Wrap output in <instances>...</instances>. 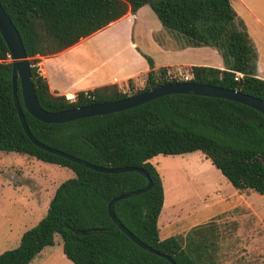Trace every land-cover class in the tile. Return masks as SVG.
<instances>
[{
	"label": "trees",
	"instance_id": "16d2710c",
	"mask_svg": "<svg viewBox=\"0 0 264 264\" xmlns=\"http://www.w3.org/2000/svg\"><path fill=\"white\" fill-rule=\"evenodd\" d=\"M18 30L30 64L35 96L47 111H61L117 100L129 94L117 84L78 91L74 100L53 94L38 70L36 56L53 55L148 5L161 25L182 35L186 46L214 47L224 68L191 66L188 80L167 67L149 71L139 93L159 84L192 81L241 91L264 100V80L256 76L257 52L243 20L230 0H0ZM242 77L234 79L235 73ZM134 83L128 81V87ZM133 93V94H134ZM17 94L26 124L39 142L101 167L142 168L152 185L144 193L116 201V218L141 242L176 264H213V227H192L161 238L158 217L165 188L150 159L200 151L238 190L264 195V116L231 100L195 94H169L104 115L66 123H45L27 112ZM132 94V93H131ZM0 151L16 152L70 169L45 215L25 230L18 246L0 253V264H29L54 236L74 264H171L149 252L120 230L108 213V202L142 188L136 171L106 173L85 167L36 146L25 133L12 99L11 62L0 34ZM202 228V229H201ZM212 257V256H211Z\"/></svg>",
	"mask_w": 264,
	"mask_h": 264
},
{
	"label": "rangeland",
	"instance_id": "374dc122",
	"mask_svg": "<svg viewBox=\"0 0 264 264\" xmlns=\"http://www.w3.org/2000/svg\"><path fill=\"white\" fill-rule=\"evenodd\" d=\"M142 10L137 17L130 16L111 30L128 31L130 24L132 29L136 30L137 25L144 32L150 31L149 27L155 28L153 20L158 21L149 6ZM165 30L175 34L176 41L184 40L182 35ZM105 36L100 35L102 39ZM112 44L113 57L121 56L120 40ZM201 52L209 66L217 67V61L222 63L215 48H202ZM101 54L106 60L112 57L105 49ZM159 58L154 57L156 63H161ZM134 64L136 73L143 71L140 61ZM171 72L177 74L175 70ZM144 85L142 80L134 83L133 88L128 85L119 88L130 95ZM150 161L165 188L160 225L164 222V226L179 229L182 235L192 227L212 226L213 264H264V195L235 189L200 151L173 156L160 154ZM73 176L68 168L26 154L0 151V253L18 246L20 235L44 216L57 186ZM48 250L53 252L52 264H71L61 257L59 235L54 236V245ZM32 260L29 264H36Z\"/></svg>",
	"mask_w": 264,
	"mask_h": 264
},
{
	"label": "crops",
	"instance_id": "0c3cea01",
	"mask_svg": "<svg viewBox=\"0 0 264 264\" xmlns=\"http://www.w3.org/2000/svg\"><path fill=\"white\" fill-rule=\"evenodd\" d=\"M230 4L243 20L255 46L257 52L256 76L264 80V0H230ZM145 6L138 8L134 13L128 11L118 20L82 38L61 52L47 56H36L39 73L45 77L49 90L53 94L74 99L78 91L93 89L107 84H117L119 87H123L128 85L129 79L133 83L144 81L149 71L146 56L152 59L155 69L162 66L167 67L169 71H181L183 69L188 75L190 74L189 68L191 66H209V63L203 61L206 59L201 56V49L214 47H190L185 45L183 39L176 41L175 34L165 30L166 28L161 25L158 19V23L153 20V27L155 28L151 29L149 27L150 31L144 32L137 25L136 30H134L131 27L132 24H130L128 31L118 32L111 30L114 25L122 23L128 17H137L138 13L145 9ZM103 33L106 36L102 39L100 35ZM156 34L158 38H155ZM94 38L97 39L95 40L96 42ZM116 40H120L122 45L120 49L121 56L117 54L116 57H113L114 49L112 45L115 44L112 43ZM103 49L112 53V57H109V60L102 56ZM155 56L160 57L161 63H156ZM137 61H140L143 67V71L140 73L135 72L134 63ZM217 67L223 69V61L222 63L217 61ZM161 217L160 214L157 222L160 233L164 231L163 235L161 234V238L181 232L179 229L171 230L170 225L164 226V222H162L163 225H160ZM52 246L44 247L33 258L32 262L36 261V264H52L50 259L53 252L48 250ZM61 257L66 262L74 264L64 255L63 251Z\"/></svg>",
	"mask_w": 264,
	"mask_h": 264
},
{
	"label": "water",
	"instance_id": "95a60500",
	"mask_svg": "<svg viewBox=\"0 0 264 264\" xmlns=\"http://www.w3.org/2000/svg\"><path fill=\"white\" fill-rule=\"evenodd\" d=\"M0 34L3 37L8 47V58L9 61L11 62V83H12L13 103L15 105L22 128L24 129L25 133L30 138V140L36 146L42 149L63 156L71 161H74L78 164H81L85 167L91 168L99 172L121 173L126 171H136L142 174L147 180L146 185L136 190H131L128 192L121 193L118 196L112 198L108 202V206H107L108 213L111 219L113 220V222L116 224V226L120 230H122L134 243H136L141 248L149 252H153L155 254L164 256L167 260L171 262V264H176L169 256L160 254L158 251L152 249L150 246L141 242L123 224H121V222L116 218L113 212V205L116 201L125 200L149 190V188L152 185V181L149 175L142 168L134 167V166L116 167V168L96 166L85 160H82L78 157H75L59 149L45 145L39 142L38 140H36L32 136L25 121L23 110L20 105L17 94L18 85L21 91L22 102L27 112L31 114L34 118L45 123H66V122L74 121L76 119L117 112L128 108H132L134 106L154 100L160 96H165L169 94H195L200 96L223 98L253 108L264 116V100L249 94L242 93L241 91L223 88L220 86H214L210 84H198L192 81H175V82L159 84L151 89L139 93L130 94L126 97L113 101L87 104L61 111H47L40 106L35 96L30 64L27 59V55L20 34L16 29V27L14 26V24L12 23L9 16L7 15V13L5 12L1 3H0Z\"/></svg>",
	"mask_w": 264,
	"mask_h": 264
},
{
	"label": "built area",
	"instance_id": "2783aa9c",
	"mask_svg": "<svg viewBox=\"0 0 264 264\" xmlns=\"http://www.w3.org/2000/svg\"><path fill=\"white\" fill-rule=\"evenodd\" d=\"M177 74H178L179 76H181V77H182L183 79H185V80H188V79L190 78V76H188V75H186V74H183V72H181V71H177ZM240 77H242V74L239 73V72H236V73H235V77H234V79L238 80V78H240ZM67 99H69V100H73V99H70V98H67Z\"/></svg>",
	"mask_w": 264,
	"mask_h": 264
}]
</instances>
